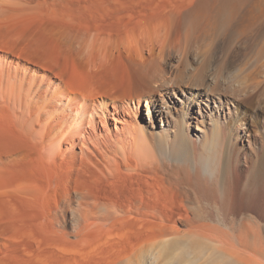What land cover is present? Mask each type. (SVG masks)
<instances>
[{"label":"bare ground","instance_id":"6f19581e","mask_svg":"<svg viewBox=\"0 0 264 264\" xmlns=\"http://www.w3.org/2000/svg\"><path fill=\"white\" fill-rule=\"evenodd\" d=\"M118 56L129 90L96 72ZM260 75L264 0H0V264H262L264 144L232 193L233 130H185L226 103L264 110ZM239 197L258 202L241 248Z\"/></svg>","mask_w":264,"mask_h":264},{"label":"rangeland","instance_id":"374dc122","mask_svg":"<svg viewBox=\"0 0 264 264\" xmlns=\"http://www.w3.org/2000/svg\"><path fill=\"white\" fill-rule=\"evenodd\" d=\"M239 44H240L239 42L234 44V46H233V50L234 51H236L237 48H238V50L241 48V47H239ZM220 55H221V53H220ZM112 59H111L112 61L110 60L111 65L107 63L108 66L110 65L109 68H108L107 65H105L104 69H102L100 71L99 70L96 71L97 74L100 75L101 73H103V74L100 75L101 77L102 76L104 78L106 77L105 79H107L108 81L112 80L111 82L115 81V83L119 86V88H122L123 90L124 89L125 90L126 89L129 90V88L131 89L133 87V85H132L133 84V82H132V78L133 77L132 76H133L134 73H133L132 68L128 64V61H127L126 57L125 56H121V57L118 56L117 58L114 57ZM118 59H119V61H117ZM242 59H243L242 57H237L236 64H239L242 61ZM129 68H130V70H129ZM79 69L81 70L80 74H84V72L87 70L86 68H83V67H80ZM110 69H112V70H110ZM85 73H87V72H85ZM131 74H132V76H131ZM109 75H111L112 77L109 76ZM130 78H131V81H130ZM119 80H120V82H119ZM121 81L122 82L124 81V82L121 83ZM259 81H264V76L260 75L258 77V79H257V82H259ZM193 90L194 89H191V88H188V87L184 88L185 96L188 98L191 95V92ZM166 98L168 100V105L172 108V110L174 111L175 115L180 116L181 111H179L180 110L179 108H180L181 104L178 102V105L174 106L173 101H175L174 100L175 97L173 99V96L171 97V94L170 95L166 94ZM133 101H136L135 97H133ZM143 103H144V107H145L146 101L144 100ZM212 105L214 106V103H212ZM224 106H225V108H224V112L222 114L216 112V113H214V115L209 116L208 113L210 111H208V112H206V114H207L206 117L203 118V117H199V115H197V113H196V116L199 117L198 119L195 118V117L193 118V116L191 115L192 117L191 118L188 117L187 120H186L185 130L188 133V137L191 139L192 143L194 145H196V146H198V144H199V141H198V139H197V137L195 135V133H196L195 132V127L197 126V124H200L201 126L204 125V127L206 128L208 133L211 132V130H212L213 126H214V121L219 122V124L223 125L227 130H229V129L233 130V131L230 130V137H231V140H232V145H234V147H235V151H236L235 154L236 153L240 154V157L237 158L236 157L237 155H235L232 158V193H233L237 189V185L239 186L240 182H242L243 179H246V176L248 174V171L246 170V167H247L248 164H247V160L245 159V155H248V153L252 152L254 149L259 148L262 144H264V110L263 109L255 110L254 107L249 106V107H246L247 108L246 109L247 111H246V110L242 109L241 105H239L235 101L232 104H230V105L228 103H226V104H224ZM242 107L245 108V106H242ZM175 109L177 110L176 112H175ZM192 114H193V111H192ZM202 120L204 122H202ZM109 126H110V128L113 129V123H110ZM148 132H150L149 134H151V135L154 134V136H157V134L155 133L154 129H152L151 127L148 128ZM263 168H264V166H263ZM89 170L90 169H86L85 170V172L87 171L86 173L90 174V175L87 174V176H85V178H86V180H88V179L91 180L90 177H92V180H94V181H88V183L89 182L93 183V182L96 181L95 179L97 177H95L96 174L93 175V173H95V172H91ZM86 173H85V175H86ZM91 174L93 176H91ZM100 183L101 182L99 181L98 182V186H102ZM253 200H255V201H253ZM236 201H238V202H236ZM241 201H243V202H241ZM247 203L248 202H246L245 199H243L242 197L241 198L239 197L238 199L234 200V204L235 205H233V201H232V208H233L232 209V211H233L232 212L233 213L232 216L234 215V217L237 220H239V219L241 220L242 218H247V220H248V218H252V219L253 218H257L256 217V215H257L256 207L258 205L257 199L256 198H253V199L251 198V200H250V203H252L251 204V210H249V208L246 207ZM15 204H14L15 208H17V210L20 213L25 214V215L27 213V215H26L27 219H29V216L34 215V214H31V211H32V213L34 212L32 210L33 208H34V210L40 209V208H41L40 210L43 209V206L42 205L40 206V204L39 205L38 204L35 205V207H34V205H27L26 203L22 204L21 202H17L16 205ZM10 214H9L8 208L5 209L4 206L0 205V224H4L7 220L11 219ZM244 214H247V217ZM31 218H32V216H31ZM235 226H237L236 230H235ZM241 226H243L242 229L244 228V230H245V227H244L243 223L240 221V222H238L237 225L234 224L233 228H232V231H230V233H232V237H231L232 243L235 244L236 246H238V248H239V246H240V248L242 246V245H240V242H239L240 241V236H237V235H239V234H237V232L239 230L241 231V228H240ZM262 227H263V231H264V221H262ZM237 228L239 229L238 231H237ZM240 231H239V233L241 234V232L243 230L241 232ZM245 235H247V233ZM248 236H249V239H250V238L254 237V234L250 232V234ZM250 236H253V237H250ZM250 240L252 241L254 239H250ZM187 246H188V243H183V244L180 245V249L185 251ZM188 257L190 259L189 255H188ZM254 257L256 259H258L259 261H261L262 264H264V253H255ZM234 263L235 264H240V263H237V262H234Z\"/></svg>","mask_w":264,"mask_h":264}]
</instances>
